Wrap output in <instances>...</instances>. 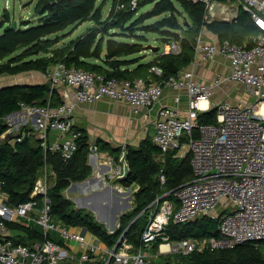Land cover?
<instances>
[{"label":"built area","instance_id":"2783aa9c","mask_svg":"<svg viewBox=\"0 0 264 264\" xmlns=\"http://www.w3.org/2000/svg\"><path fill=\"white\" fill-rule=\"evenodd\" d=\"M139 1L115 0L113 13L125 8L133 10ZM200 1L205 5L206 22L231 20L239 8L246 11L258 31L248 38L250 45L228 39L202 41L200 32L193 57L178 71V76L172 74L149 83L142 78L105 79L100 74L57 61L43 75L50 90L58 94L60 103H20L19 110L4 117L6 130L0 136L9 142L20 141L25 135L35 136L44 154L48 150L57 152L66 161L76 150L80 134L72 118L78 103L107 99L127 104L137 112L151 109L160 100L164 87L177 92L185 90L184 115L176 107L162 106L156 111L153 123L152 141L163 154L185 145L190 155L191 179L175 188V201L164 198L158 205L163 195L154 200L158 209L142 229L137 249H133L124 232L118 237L122 238L116 248L115 244L101 248L98 239L84 229L66 227L52 220L47 192L54 174L44 167L34 183L30 200L10 207L5 204L6 194L0 191V264H86L87 261L151 264L152 254H145L143 250L156 242L159 254L187 255L193 251H218L264 241V27L261 26L264 25V0ZM180 50L179 41L159 45L160 54L175 55ZM216 57L227 62V72L216 75L211 82L196 79L195 68ZM149 72L157 78L164 74L158 65L151 66ZM226 84L242 86L249 99L241 95L235 103L222 101L212 106L209 100L214 89ZM173 99L178 103L180 94L175 93ZM212 107L217 108L215 122L198 123L199 113ZM89 149L94 152L96 147L93 144ZM122 153L116 167L109 172V179L120 180L123 175ZM159 180L164 183L163 173L159 174ZM36 195L42 197L40 209L33 201ZM199 216L217 219L216 235L170 240L166 232L170 219L183 223ZM21 220L39 224L44 239L30 245L14 243L13 230L5 222ZM119 227L117 220L108 232L113 233ZM48 233H54L62 241L76 242L82 252L76 256L64 245L47 238Z\"/></svg>","mask_w":264,"mask_h":264},{"label":"trees","instance_id":"16d2710c","mask_svg":"<svg viewBox=\"0 0 264 264\" xmlns=\"http://www.w3.org/2000/svg\"><path fill=\"white\" fill-rule=\"evenodd\" d=\"M97 1L37 0L33 11L39 22L31 26H27L28 21H23L22 26L13 27L8 11L4 9L0 16V75H16L29 71L45 73L50 65L62 61L66 66L100 74L105 79L142 78L148 83L147 78L152 75L149 72L151 66L158 65L164 70L161 78L153 75L157 80L173 74L165 68L168 61H172L179 69L186 67L193 57L196 37L203 29L215 34L219 40L228 39L247 46L250 45L248 38L258 32L248 13L242 8L238 9L237 15L231 20L206 22L205 5L200 0H140L135 9L125 8L116 13H113L115 0H111L109 14L103 19L102 6L106 0H101L100 3ZM145 4L152 6L149 15L163 16L143 25L142 31L159 35L162 43L179 41L181 50L178 54H160V51H154V57L148 61L138 56L146 45L142 43L144 37L135 33L134 25L144 15L133 20L131 24L127 23L133 19L138 8ZM180 10L186 16L182 24L177 21ZM85 21H90L93 25L75 38L57 46ZM5 24L10 27L4 30ZM113 29H120V32H111ZM126 36H131L133 41L118 39ZM60 101L58 94L50 90L47 82L0 86V136L6 130L4 117L19 110L20 103L57 105ZM216 111L217 108L212 107L199 113L198 123L215 122ZM76 130L80 133L77 148L66 161L57 152L48 150L44 154L35 136L25 135L20 141L13 142L0 137V191L7 196L5 204L14 207L30 200L34 183L45 167L47 172L54 174L47 192L52 220L66 227L82 228L107 246L115 244L124 232L127 241L137 249L139 235L152 214L150 210L153 208L154 212L157 211L164 198L175 201V188L191 179L189 153L181 158L174 155L176 150L162 155L159 147L149 138L142 140L137 147L127 146L125 161L130 173L127 178L115 181L124 185H137V190L133 193L135 206L120 215V227L109 233L95 220L93 214L85 209L75 208L64 196V191L72 182L82 181L92 172L87 163L90 152L87 133L84 129ZM95 147L103 150L109 148V145L101 141ZM117 153L115 159L118 161L121 150L117 149ZM160 173L165 177L163 184L159 180ZM160 196L162 197L159 198ZM156 198H159L158 205L153 203ZM33 201L40 209L42 197L36 195ZM99 202L101 199L97 198L94 204ZM22 221L5 222L14 232V243L30 245L44 239L39 224L32 220L24 223ZM216 228V218L199 216L183 223L170 219L166 232L170 240L176 241L213 236L216 235ZM46 237L63 245L62 240L54 233H48ZM154 244L157 245V242ZM174 258L176 264H264V241L243 243L218 251H193L187 255H174ZM93 264L103 262L97 261ZM109 264L113 262L110 261Z\"/></svg>","mask_w":264,"mask_h":264},{"label":"crops","instance_id":"0c3cea01","mask_svg":"<svg viewBox=\"0 0 264 264\" xmlns=\"http://www.w3.org/2000/svg\"><path fill=\"white\" fill-rule=\"evenodd\" d=\"M69 37L70 36L61 40L57 44V46H61L65 42L69 41L70 39L67 40V38ZM200 39L202 41H215L216 39H218V37L215 34H212L210 31L203 29L200 35ZM150 59L144 61H148ZM182 69L183 68L181 69L178 68V71H181ZM226 72H227V62L223 58L216 57L215 60L204 62L200 66L196 67L194 71L195 74L194 77L204 82H211L212 80H214L216 75L225 74ZM34 73H39V72H34ZM178 73L179 72L173 74L175 76H178ZM147 79L149 80V82L158 81L153 75H149ZM24 83L32 84L37 82L35 81L31 82L27 80L24 81ZM233 87H235V85L232 84H226L219 88L216 87L213 91V94L210 97L209 100L210 104L213 105L219 102V100H224L226 94H230V92L233 90ZM175 93L180 94V100L178 103H176L173 99ZM186 101L187 100H186L185 90H180L177 92L176 90L171 89L169 87H164L163 94L160 100L157 103H155L151 109H141L137 112L133 111L131 107L127 104H123L116 101H110L107 99L78 103L75 106L74 111L72 113L74 127L77 129L78 128L84 129L86 131L90 146L93 144L94 145L99 144L102 141L107 143L109 145V148H104L103 150L95 149L94 152H89L87 163L91 167L92 170L91 175L87 179H84L82 181L72 182L69 187L71 189H74V192H80L86 190L87 184L90 182L99 183L100 186L102 185V183L104 184L103 179H105V177L109 178L108 176L109 172L117 165V163H115L118 162L115 159V156L118 154L117 149H120L121 152H123V150H125L127 146L137 147L139 143L146 138L152 140V136L154 133L153 123L158 108L162 106L176 107L178 109L179 114L184 115L186 109ZM109 149H111L112 151H116L115 155H112L110 153L107 154V151ZM174 150H176L175 151L176 153L174 155L177 156L178 150L177 149ZM174 150H171L165 154L173 152ZM119 182L120 181H118L117 183ZM114 184L115 185H113L112 190H115L118 196L123 195V193L125 192L121 190L122 188L120 187V191H119L118 189L119 186L116 183ZM105 186L106 187L104 190H110V185H105ZM135 189L137 190V185L134 188V190ZM83 193L84 194L82 195V197H75V198L90 199L97 195H103L96 191H93L92 193L89 194H86L85 191ZM110 197L112 200L111 203L110 201H105V204L108 205L107 207L110 208L108 212L105 209L106 205L105 206L102 205L103 199H101V202H99V204L93 203V207L95 208L96 211L99 212L98 221L106 220L109 215L113 216V212L116 211L118 212V210L122 208L120 203L117 204L116 202H114L119 200L120 197H117L115 195H111ZM127 198H129V196ZM121 214H119L117 218L115 217L116 220L119 221V217ZM115 218L112 217L111 223H113ZM23 222H25V220H23ZM101 224L104 225L102 222ZM62 242L64 247L73 254H75L76 256H79L80 253L82 252V247H80L76 242H72L68 240ZM99 246L101 248L108 247L102 241H99ZM151 247L153 248L154 251L153 253H149V254H152L155 257L162 256V254L158 253L156 244H153L149 248ZM86 264H93V262L87 261Z\"/></svg>","mask_w":264,"mask_h":264},{"label":"rangeland","instance_id":"374dc122","mask_svg":"<svg viewBox=\"0 0 264 264\" xmlns=\"http://www.w3.org/2000/svg\"><path fill=\"white\" fill-rule=\"evenodd\" d=\"M5 1H6V3H5ZM36 1L37 0H0V16H1L3 10L6 9L8 11L11 24H13L15 22L16 26H22L21 23L23 21H28L27 26L36 25L39 22L38 17L34 14V11H33V8H34ZM97 2L100 3L101 0H98ZM110 5H111V0H106L105 3L103 4V6H102V17H103V19L108 16L109 10H110ZM151 11H152L151 4H145L144 6L138 8L136 13L134 14L133 19L127 23V24H131V23H133V20L135 21L136 18H139L142 15H144V18L141 21H138L139 19H137V21H135L136 24L134 25L135 33L142 35L145 39L144 41H142L144 46L147 44H151L154 46L162 44L161 39H160L161 37L159 35H157L155 33L145 32V31H142V29H141L143 25H147L149 23H152V22L156 21L157 19H159L163 16V14L157 15V16H151V15H149V12H151ZM185 17H186L185 14H183L180 10L179 15L177 16V21L179 22V24L183 23V19H185ZM6 25L7 24H5V26ZM92 25H93V23H91L90 21L83 22L70 35V37L67 38V40L76 37L77 35H79L83 31H85L88 27H90ZM22 28H24V27H22ZM111 32H120V29H113ZM115 38H117V37H115ZM118 39L129 41V42L133 41L131 36H129V37L128 36L118 37ZM138 56L140 58H143V60H147V59L154 57V51L146 50L144 47V49L138 53ZM34 72H36V71H34ZM34 72L29 71V72H22V73H19L16 75H8V74L0 75V86L12 84V83H24V81H27V80L31 81V82H34V81L35 82H45V77L43 75L44 73H40V72L34 73ZM241 95L244 98L249 99L244 92V88L240 85H236L235 87H233V90L230 92V94H226L225 99L219 100V102L224 101L227 103H233V102L235 103L237 101L236 99ZM212 106H214V104ZM2 139L6 140L5 138H2ZM109 153L112 155H115L116 151H112L111 149H109L107 151V154H109ZM186 154H187V148L185 145H183L182 147L179 148V150L177 152V156L181 158V157L185 156ZM115 163H117V162H115ZM103 180H104V184L102 183L101 186L99 185V183H91L90 182L87 184L86 190H84L86 192V194H89V193H92L93 191H96V192L101 193L103 195H97V196H94L90 199L89 198L79 199V198H75V197H82V195L84 194L83 193L84 191L74 192V189H71L69 187L68 189H66L64 191V196L67 197L74 204L75 208H82V209H85L86 211H89L91 214H93L96 221L99 220L98 219L99 218V212L96 211L95 208L93 207V203H94L95 199H97L98 197L100 199H103L102 205L105 206L106 205L105 201H110V203H111V201H112L111 197H110L111 195H115L117 197H120L119 200L114 201V202H116L117 204L120 203L122 208H120L118 210V212L117 211L113 212V216L109 215L106 220L98 221L99 223L102 222L104 224L103 227L108 231L112 225V223H111L112 217L115 218L123 212L130 211L135 206V202L133 200V193L135 191L134 188L136 187V185L134 183L131 185H124L120 182L117 183L115 180L109 179L107 177H105V179H103ZM114 183H116L119 186L118 189H120V187L122 188V191L125 192V193H123V195L118 196L116 194V191L112 190L113 185H115ZM105 185H110V190H104L106 187ZM128 196H129V198H127ZM90 202H92L91 206H89ZM107 206L108 205L105 206V209L108 212L110 208ZM127 206H129V207H127ZM89 208H91L93 211ZM114 209H116V208H114ZM150 212L154 213L153 208L150 210ZM113 226H115V223L113 224ZM90 241L92 242V240H90ZM153 251L154 250L152 247L143 250V252L145 254L153 253ZM149 262L151 264H176L174 254H172V253H166V254H162V256H156V257L154 255H152L151 257H149Z\"/></svg>","mask_w":264,"mask_h":264},{"label":"water","instance_id":"95a60500","mask_svg":"<svg viewBox=\"0 0 264 264\" xmlns=\"http://www.w3.org/2000/svg\"><path fill=\"white\" fill-rule=\"evenodd\" d=\"M12 26L13 27H16V23L14 22L12 24ZM8 27H10L9 24H7L6 26H4V30L7 29ZM145 49L146 50H150V51H159V46L158 45L154 46V45L149 44V45H146L145 46ZM165 68H166L167 72H169V73H176V72H178L177 66L172 61H168L167 64H166V66H165ZM7 85H9V84H7ZM125 156H126V150L123 151V153L121 155V158H120V161L123 163V175L120 177V180H123V179L127 178V176L130 173L129 166H128V164L125 161ZM116 218L114 219L111 228H114L113 224L117 221ZM121 238H119L117 240V242L115 243V248L118 245V243H119V241H120Z\"/></svg>","mask_w":264,"mask_h":264},{"label":"bare ground","instance_id":"6f19581e","mask_svg":"<svg viewBox=\"0 0 264 264\" xmlns=\"http://www.w3.org/2000/svg\"><path fill=\"white\" fill-rule=\"evenodd\" d=\"M226 15H228V12H226ZM164 247V246H163Z\"/></svg>","mask_w":264,"mask_h":264},{"label":"clouds","instance_id":"9594fccd","mask_svg":"<svg viewBox=\"0 0 264 264\" xmlns=\"http://www.w3.org/2000/svg\"><path fill=\"white\" fill-rule=\"evenodd\" d=\"M262 27H264V25H261Z\"/></svg>","mask_w":264,"mask_h":264}]
</instances>
